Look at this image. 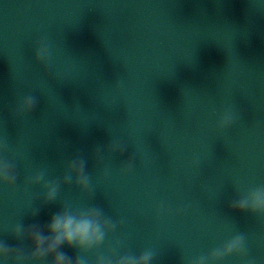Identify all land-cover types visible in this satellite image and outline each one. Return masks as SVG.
<instances>
[{
    "label": "water",
    "instance_id": "obj_1",
    "mask_svg": "<svg viewBox=\"0 0 264 264\" xmlns=\"http://www.w3.org/2000/svg\"><path fill=\"white\" fill-rule=\"evenodd\" d=\"M0 145L17 177L0 182V243L27 254L18 223L47 235L63 207H99L118 226L88 264L116 246L114 258L188 264L236 234L247 255L219 264H264V215L229 207L264 186V0H0ZM77 156L89 189L73 176L45 204L29 178L62 180Z\"/></svg>",
    "mask_w": 264,
    "mask_h": 264
},
{
    "label": "clouds",
    "instance_id": "obj_2",
    "mask_svg": "<svg viewBox=\"0 0 264 264\" xmlns=\"http://www.w3.org/2000/svg\"><path fill=\"white\" fill-rule=\"evenodd\" d=\"M37 60L46 58V49L40 48L36 56ZM36 99L32 96L26 97L20 105L19 111L31 113L36 106ZM232 123V114H225L218 121V129H225ZM6 145H0V150H6ZM108 148L114 153H122L126 146L111 141ZM134 157L130 158L122 168L123 172H128L132 168ZM14 164L7 159H0V182L12 185L17 177L14 172ZM86 160L77 156L69 161L67 173L62 180H46L45 171L41 170L34 176L30 177L28 183L39 185L43 182L42 187L45 189L43 197L44 203L48 204L57 199L59 189L62 184H70L75 177V184L82 190L86 191L90 185V174L85 171ZM163 204L158 207V211L163 209ZM233 210L240 212H249L258 215H264V186L252 188L239 199L229 204ZM39 209L32 213L37 215ZM117 223L111 218L106 217L103 210L99 207H90L80 210H72L63 207L61 211L55 213L45 229L38 225H30L27 228L18 223L11 229V234L23 241H31V251L25 253L23 247H12L5 242L0 243V261L3 264H39L51 257L50 264H88L86 257L83 255L93 249L99 248L104 244L106 237L110 232L115 231ZM67 245L79 249V255L75 260L70 258L66 253L61 251V246ZM118 246L112 249L108 255L100 254L95 258V264H152L156 253L151 249H145L138 256L133 254L120 255L114 258V253ZM237 255L245 257L247 255L246 238L243 234H236L225 241L222 245L214 248L209 254L192 257L188 264H219L223 259ZM251 264V261H248Z\"/></svg>",
    "mask_w": 264,
    "mask_h": 264
}]
</instances>
